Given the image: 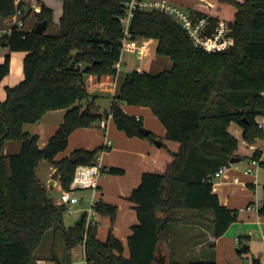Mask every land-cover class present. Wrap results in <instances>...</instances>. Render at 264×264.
Returning a JSON list of instances; mask_svg holds the SVG:
<instances>
[{
	"label": "trees",
	"instance_id": "trees-1",
	"mask_svg": "<svg viewBox=\"0 0 264 264\" xmlns=\"http://www.w3.org/2000/svg\"><path fill=\"white\" fill-rule=\"evenodd\" d=\"M128 1L63 0L56 34L47 33L53 10L43 4L34 14L36 26L47 22L43 33H36V26L19 28L15 22L12 32L1 37L10 53L22 51L25 56L23 79L6 86L5 99L0 98V264H37L36 252L52 228L67 255L82 244L88 264H215L177 259L175 210H195L186 219L208 220L216 237L238 220V210L221 203L214 181L217 172L239 156V140L229 131L232 122L243 127L249 144L264 139V128L257 121L259 115L264 117V0H205L207 4L189 10L192 16L208 17L210 31L221 20L228 23L234 44L215 52L197 46L169 15L136 11L130 39L156 40V53L169 57L172 66L156 74L128 71L112 107L100 112L97 96L89 93L88 86L118 80L116 64L122 59L124 37L121 18ZM18 9L25 23L30 9L16 0H0L1 19L16 15ZM10 55L0 63V81L11 71ZM124 103L151 108L165 125L166 136L152 131L142 134L143 119L128 114ZM58 109H67L64 121L40 147L38 134L25 131L24 125ZM110 115L129 137L161 141L155 157L143 158L141 182L129 196L138 218L128 239L129 256L112 227L103 241L98 237L99 226L87 228L85 219L66 226L67 206L54 201L37 175L41 161L47 160L61 170V186L69 189L76 168L96 163L109 149L76 150L75 161L71 156L56 160L58 154L68 147L73 131L94 126ZM13 140L20 142V150L6 154L5 144ZM262 154L255 150L252 159L259 161ZM108 172L125 173L119 167H109ZM95 209L115 223L117 205L99 199ZM208 212L212 217H207ZM258 212L264 215V195ZM161 256H166L165 262Z\"/></svg>",
	"mask_w": 264,
	"mask_h": 264
},
{
	"label": "crops",
	"instance_id": "crops-1",
	"mask_svg": "<svg viewBox=\"0 0 264 264\" xmlns=\"http://www.w3.org/2000/svg\"><path fill=\"white\" fill-rule=\"evenodd\" d=\"M169 1L179 6L188 4L190 6L188 10L192 9L197 4H201L199 1L204 2V4H207L205 0ZM55 2H57V0H16V4H23L26 9L31 10V13L25 20L24 29L31 30L36 26L37 21L34 14L35 12L41 11V8L43 7L42 5L45 4L53 10V18L55 12H57L58 15V18L55 20V31L49 32L50 27H48L47 33H58V24L63 14V0L57 3ZM19 18L21 17L15 15L7 19L0 18V32L7 31L10 27L13 26L15 22H17L16 20H18ZM0 40L2 39L0 38ZM131 41L132 43L129 47L136 50H140L142 53H149L153 55V51H156L157 49L158 43L155 42L153 45V39L140 38ZM3 42L4 41H2V44ZM7 54H11V71L9 75L3 79L6 82L4 87L16 85L17 80H19L20 82L24 77L23 58L25 56V52H8L4 55L3 58L0 57V63L4 62L5 56ZM153 59L154 61L159 60V58H156V56H153ZM120 63L121 69L124 64H127L126 61H124L123 59H121ZM170 63L172 66V62ZM137 70L143 71L142 63L140 64V67ZM12 72H15L16 74L15 81L8 80V77L12 74ZM103 84L108 85L109 83H101V85ZM111 84H113V87L109 89V94L114 97L118 92V84L117 82ZM1 92L2 90L0 88V98L4 100L6 96V91H3L4 95H2ZM94 96L98 95L96 94ZM123 107L128 114L142 118L143 123L145 124L144 127H147L154 134L162 138L166 136L165 125H163V123L158 120L159 118L152 112L151 108L141 105H129L126 103L123 104ZM66 111L67 109L48 111L47 113H45V115L39 122H30L25 124L24 130L30 132V134H38V144L40 147H44L48 143L50 137L55 133L58 126L64 121ZM56 117H58V119ZM257 121L259 122V124L261 123L264 128V117L259 115ZM229 131L239 140L240 145L238 154L239 157L242 158V161L237 163H230L227 166L224 173L220 175V177H217L215 179L214 191L217 192L220 201L223 205H226L231 209L238 210V220L231 223L227 231L223 235H221L220 237H216L213 233L212 226L208 220L186 219L188 216L196 214L195 210H193V212L191 213L181 212L178 216H175L176 218H178V221L175 222L176 224H178L176 234H181L182 236L189 237V229L192 228V226L194 225L200 226L197 235H200L205 238V240H203L201 244H208L207 247L209 248L208 254L202 253L201 257L203 258H201L200 260L212 261L215 262V264H240V260L238 257L240 254L238 252V249H236V246H238L239 244L240 247H242L243 245L247 246L246 252L250 254L251 259H261L260 264H264V215H260L258 212V208L262 202L264 195V139H257L254 144H249L243 138V127L234 122L230 124ZM6 144L4 152L6 154L11 153L6 150ZM20 146H18L16 152H19ZM97 147H108L109 149L106 152H102L103 154H101L98 158L104 167H119L124 169L125 172L122 174L111 173L112 175H115L114 177H112L118 179L117 181L120 185L117 193L118 195H115L110 191L106 179L102 177L99 178L98 193H100V199H103L109 204L117 205L118 213L116 221L113 225L112 223H109V226L113 228L114 234L123 241L126 248L125 255L129 256L128 239L129 236L132 234L133 225L138 223L136 205L135 203L129 200V196L131 195L132 191L135 190L134 188H136L141 182L142 175L144 173V164L142 163L143 158L146 155H151L152 157H155L158 151V146L152 141H150L148 138L139 136L129 137L123 130H120L116 126L114 120L112 119V116L110 115L108 119H105V126L102 125L101 121L100 123H97L94 126L78 128L73 131L69 137L68 147L66 148V150L58 154L56 160H60L64 157H70L73 155L72 153L74 151L79 149L93 150ZM247 148H249L250 151H247ZM255 150H261L263 152L259 164H255L254 159H252V155L254 154ZM119 152H127L129 154V157L134 160L136 170L133 171V175L130 179L122 178L126 177L125 175L130 169L127 167L128 161H116L115 155ZM137 165L141 166V168L137 167ZM247 167H252L254 171L249 174L245 173ZM56 169L57 168L52 165L51 173L56 171ZM50 179H52V177ZM51 186H53L52 188L56 187L61 191L63 190L59 179L54 181ZM91 195L92 194H90V196ZM54 201L56 203L59 202V200ZM81 208L87 207H79L76 208V210H79ZM206 215L207 217H212L210 212H208ZM98 237L100 240L104 241L107 236L105 237V239L100 237L98 230ZM182 241L180 244L181 246L178 247V244L174 245L173 238V245L175 247L177 259L187 262L189 261L191 252L189 251L185 242ZM49 247L50 246H47L48 251ZM75 249H73L71 252L74 253ZM44 250L45 247L42 251ZM71 254L67 255L66 252L60 251L57 254L53 253L49 256L42 254L44 255V257L36 255L37 264H56L54 258H58L62 261V264H64V257L69 258ZM163 257H165L166 261V256H161V259ZM244 264H248V262H244Z\"/></svg>",
	"mask_w": 264,
	"mask_h": 264
},
{
	"label": "rangeland",
	"instance_id": "rangeland-1",
	"mask_svg": "<svg viewBox=\"0 0 264 264\" xmlns=\"http://www.w3.org/2000/svg\"><path fill=\"white\" fill-rule=\"evenodd\" d=\"M57 2H61V0H57ZM55 2V3H57ZM201 4H204V2L199 1ZM183 7V9L188 10L190 8V6L187 4L181 6ZM58 18L57 12L54 13V20L53 22L50 23V28H49V32H54V28H55V20ZM132 43V41H130ZM153 45L155 42H157L156 40L153 39ZM130 43V44H131ZM129 44V46H130ZM125 47L123 52H122V59L124 61H126L127 64H124L122 69L120 70V74L117 80V84H118V88L117 91H119V86L121 81L123 80L124 76L126 75V73L130 70H135L138 69L140 67V64L142 63L143 66V70L148 71L150 73L156 74L159 73L163 70L166 69H170L171 68V63L172 60L167 57V56H162V55H157L156 51H153V55L149 54V53H142L140 50H136L133 49L131 47ZM10 52L9 48L7 46H4L2 44V40H0V57H4V55L6 53ZM14 52H20V51H14ZM19 54V53H17ZM20 56V55H19ZM153 56L156 58H159V60H155L153 59ZM21 59V57H20ZM9 75V74H8ZM7 75V76H8ZM15 72H12V74L8 77V80L11 81H15ZM19 80H17L16 83H18ZM6 84L5 80H1L0 81V88L2 90L1 94H3V91L5 90L4 85ZM113 87V84L109 83L108 85H90L89 86V92L92 95H98L97 96V104L99 106V110L100 112H104L107 109H110L111 106V102L113 97L109 94V89ZM58 119V117H56ZM160 121V119H158ZM161 122V121H160ZM147 128V127H146ZM148 129V128H147ZM18 146H20V142L18 141H7L6 144V150L11 152V153H15L18 148ZM247 151H250L249 148H247ZM108 153V152H107ZM103 154V153H101ZM128 156V157H127ZM115 159L116 161H120V160H126L128 161V165L127 167L130 169L128 170L127 174L125 175L126 177H122V178H126V179H130L131 176L133 175V171L136 170L135 168V163L134 160L131 159V157H129V154L127 152H119L116 153L115 155ZM139 164V163H138ZM137 167H140L139 165H137ZM51 168L52 165L50 164L49 161L47 160H42L38 169H37V174L39 179L42 181V183L48 188L49 190V195L54 199V200H60V196H61V190H59L58 188H52L53 186H51V181L52 179H50L53 175L54 172L51 173ZM143 168V167H142ZM138 170V169H137ZM115 175H112L111 173H106V175H101L102 178H105L107 181V185L108 188H110V191L115 194L118 195V189H119V183H118V179H115L113 177ZM120 176V175H118ZM123 176V175H121ZM120 178V177H119ZM59 179V178H58ZM114 179V180H113ZM106 185V186H107ZM93 193V190L91 189H79L75 191V195L78 197L83 198V200L79 203V204H75L73 205V208H79V207H89L90 204V194ZM100 193H98L99 196ZM181 212H188L191 213L193 212V210H175L174 212V216H178ZM79 217V213H75L74 215H70L67 211L64 212V223L66 225H70L74 222H76L77 218ZM108 222V223H107ZM100 226H99V236L104 238L107 236V234L109 233V229L111 228V226H109V223L111 224V219L108 216H101V221H100ZM177 226L178 224H173V230H174V245L178 244V247L181 246V241L185 242L186 246L188 247L189 251L191 252V256L189 258V261L187 262H193V261H198L201 258V254H208V244H201L203 242V240H205V238H203L200 235H197V232L199 231L200 226H192V228H190V232L188 231V236H182L181 234H176L177 233ZM107 238V237H106ZM47 246L49 247V251L47 250ZM45 247V250H43V248ZM236 249H239L240 246L238 244V246H236ZM60 251H64L65 252V246L64 243L62 242L59 234H57V232L55 231L54 228H52L51 230H49L46 235L44 236L43 242L41 244V246L39 247V249L36 252V255L40 256V257H44V255H51L53 253H58ZM67 253V252H66ZM237 254V252H236ZM239 262L240 264H244V262H248V264H252V260L251 256L248 252L243 253L241 256L239 255ZM64 264H87V261L85 260V256H84V246L81 244L79 245L74 253H72L70 255V257L63 259Z\"/></svg>",
	"mask_w": 264,
	"mask_h": 264
},
{
	"label": "built area",
	"instance_id": "built-area-1",
	"mask_svg": "<svg viewBox=\"0 0 264 264\" xmlns=\"http://www.w3.org/2000/svg\"><path fill=\"white\" fill-rule=\"evenodd\" d=\"M125 14L121 18L124 27V37L122 39L123 50L128 47L131 43L129 26L131 20L133 19L135 12L138 10H158L163 12L170 17L174 18L183 29L188 33L193 42L197 46L203 49L215 52L220 51L232 46L234 44V38L230 35V27L228 23L221 20L216 29L210 31V21L206 16L195 17L192 16L189 10L183 9V7L170 2L169 0H129L125 5ZM21 9H18L15 16H22ZM16 25L19 28H23L25 23L24 20L19 18L16 20ZM12 32L10 27L7 31L0 32V38L5 33ZM116 67L118 71L121 70V63H117ZM102 125L105 126V120L102 121ZM259 127H263L259 124ZM260 160H254L255 164H259ZM227 166L220 169L215 175V179L220 177L226 170ZM109 168L104 167L101 162L98 161L94 164L86 165L81 164L76 168L74 178L70 184V188L67 190H62L60 200L57 204L66 205L67 212L70 215L79 213L80 216L83 215L86 220V227L88 228L91 224L100 226L101 215L95 209V203L100 199L98 196L99 189V178L108 172ZM254 169L252 167H247L245 173H252ZM79 189H91L93 193L90 198V206L87 208H81L76 210L73 205L79 204L83 198L75 195V191ZM86 235L84 237V242L86 241ZM88 264V263H87ZM92 264V263H91Z\"/></svg>",
	"mask_w": 264,
	"mask_h": 264
},
{
	"label": "water",
	"instance_id": "water-1",
	"mask_svg": "<svg viewBox=\"0 0 264 264\" xmlns=\"http://www.w3.org/2000/svg\"><path fill=\"white\" fill-rule=\"evenodd\" d=\"M46 25H47V22H46V21H42V22H40V23L35 27V32H36V33H43L44 30H45ZM3 45H4V46H7V42L4 41V42H3ZM140 131L142 132V134L147 135V134L149 133L150 130L143 126V127H141ZM155 144L159 147V146L161 145V141H156ZM71 158H72L73 161L76 160V158H75L74 156H71ZM240 161H242V158H241V157H239V156H233V157L231 158L230 163H237V162H240ZM60 171H61V170H59L58 168L56 169V171H54V173H53V175H52V181H51V184H53L54 181H56V180L59 178V173H60ZM83 219H84V216L81 215V216L76 220V223H77V224H82V222L84 221ZM246 250H247V246H246V245H243L242 247H240V248L238 249V252H240V253H245ZM162 259H163V262H164V261H165V257H163ZM260 260H261V259L253 258V260H252V264H260V263H261Z\"/></svg>",
	"mask_w": 264,
	"mask_h": 264
}]
</instances>
